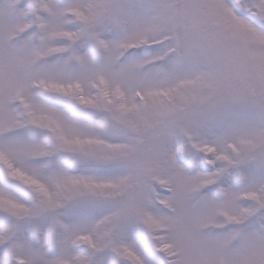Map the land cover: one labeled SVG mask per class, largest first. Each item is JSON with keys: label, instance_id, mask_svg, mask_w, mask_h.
Listing matches in <instances>:
<instances>
[{"label": "snow or ice", "instance_id": "1", "mask_svg": "<svg viewBox=\"0 0 264 264\" xmlns=\"http://www.w3.org/2000/svg\"><path fill=\"white\" fill-rule=\"evenodd\" d=\"M0 264H264V0H0Z\"/></svg>", "mask_w": 264, "mask_h": 264}]
</instances>
